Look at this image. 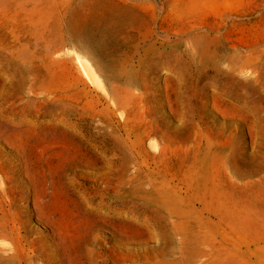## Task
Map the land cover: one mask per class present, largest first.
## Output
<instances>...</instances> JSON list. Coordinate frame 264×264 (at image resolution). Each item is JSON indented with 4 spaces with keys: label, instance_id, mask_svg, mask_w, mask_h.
<instances>
[{
    "label": "rangeland",
    "instance_id": "374dc122",
    "mask_svg": "<svg viewBox=\"0 0 264 264\" xmlns=\"http://www.w3.org/2000/svg\"><path fill=\"white\" fill-rule=\"evenodd\" d=\"M79 1L0 0V264H203L239 235L194 199L217 235L182 260L155 189L190 191L161 150H217L237 185L264 174V0H114L149 27L127 47L96 38L93 53L70 34ZM183 27L224 51L202 63ZM258 246L250 264H264Z\"/></svg>",
    "mask_w": 264,
    "mask_h": 264
},
{
    "label": "bare ground",
    "instance_id": "6f19581e",
    "mask_svg": "<svg viewBox=\"0 0 264 264\" xmlns=\"http://www.w3.org/2000/svg\"><path fill=\"white\" fill-rule=\"evenodd\" d=\"M215 1L198 0L205 5ZM68 26L71 36L80 41L86 51L93 53L85 44L96 38L108 40L121 36V46L127 47L133 33L147 30L149 22L133 7L114 0H80L69 11ZM182 32L190 41L193 53L204 64L214 61L215 54L224 51L223 42L217 35L189 27H183ZM15 55L24 67L35 68V55L27 48L17 50ZM43 61L47 67L55 66L49 55L43 57ZM99 67L108 66L100 64ZM161 151L166 160L174 159L177 171L190 191L188 199L181 197L175 188L169 186L167 178H163L155 189L159 204L176 217L170 231L180 238L178 248L182 260L191 262L199 257L198 247L212 244L217 235L215 227L194 209L193 200L199 199L204 210L229 223L239 235L234 240L223 236L224 245L215 248L211 259L203 264H250L249 246L264 244V174L244 185H237L225 172L227 161L223 154L202 149L198 142L191 147L170 145ZM170 163L166 161L165 164ZM254 252L258 259H264V245L256 247Z\"/></svg>",
    "mask_w": 264,
    "mask_h": 264
}]
</instances>
